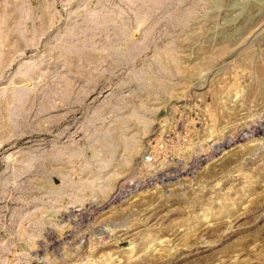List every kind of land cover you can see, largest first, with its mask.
Listing matches in <instances>:
<instances>
[{
  "label": "rangeland",
  "instance_id": "1",
  "mask_svg": "<svg viewBox=\"0 0 264 264\" xmlns=\"http://www.w3.org/2000/svg\"><path fill=\"white\" fill-rule=\"evenodd\" d=\"M0 264H264V0H0Z\"/></svg>",
  "mask_w": 264,
  "mask_h": 264
},
{
  "label": "built area",
  "instance_id": "2",
  "mask_svg": "<svg viewBox=\"0 0 264 264\" xmlns=\"http://www.w3.org/2000/svg\"><path fill=\"white\" fill-rule=\"evenodd\" d=\"M153 158L154 157L151 154H148V155L145 156V159H146L147 162H151L153 160Z\"/></svg>",
  "mask_w": 264,
  "mask_h": 264
}]
</instances>
